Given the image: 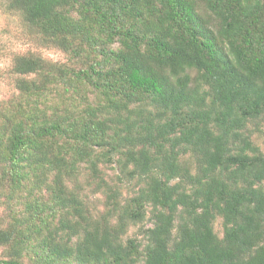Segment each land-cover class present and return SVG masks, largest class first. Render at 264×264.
<instances>
[{"label":"trees","instance_id":"obj_1","mask_svg":"<svg viewBox=\"0 0 264 264\" xmlns=\"http://www.w3.org/2000/svg\"><path fill=\"white\" fill-rule=\"evenodd\" d=\"M10 8L76 66L15 59L0 264H264V0Z\"/></svg>","mask_w":264,"mask_h":264},{"label":"rangeland","instance_id":"obj_2","mask_svg":"<svg viewBox=\"0 0 264 264\" xmlns=\"http://www.w3.org/2000/svg\"><path fill=\"white\" fill-rule=\"evenodd\" d=\"M10 1L0 0V102L9 101L18 94V90L15 87L17 76L13 74L12 70L15 59L20 56L32 55L42 58L51 64L76 66L74 61L71 62V56L68 53L56 48L41 46L32 29L28 27L22 16L11 10ZM91 99L95 101L96 94L91 95ZM254 140L264 152V137L257 134L254 136ZM106 172L108 178H113L117 173L111 169H106ZM8 190L7 188L0 190V219L6 222L10 220V208L6 202ZM91 190L84 192L83 199L91 210L97 212L96 215L101 214L106 210V196L101 193L95 194ZM124 194L130 196V193L125 191V189ZM140 227H132L129 236H137ZM215 230L220 236L223 235L221 219H218L215 223ZM4 251L3 248H0V259L6 258Z\"/></svg>","mask_w":264,"mask_h":264}]
</instances>
